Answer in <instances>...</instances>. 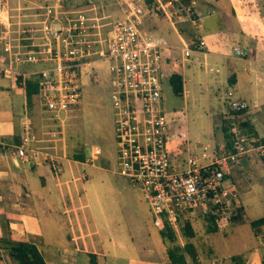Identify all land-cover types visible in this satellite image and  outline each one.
Listing matches in <instances>:
<instances>
[{
    "label": "crops",
    "instance_id": "0c3cea01",
    "mask_svg": "<svg viewBox=\"0 0 264 264\" xmlns=\"http://www.w3.org/2000/svg\"><path fill=\"white\" fill-rule=\"evenodd\" d=\"M20 2L24 4L20 9L24 8L27 15L23 19L28 20L34 17L38 6L41 5L40 2L46 3L45 0ZM188 3L194 21L184 18L179 19V22L175 20L177 24L166 19L177 39L170 41L164 35L166 32L161 31L160 36L175 46L170 52L173 59L178 62V68L172 73L180 75V95L184 97L189 94L192 101L204 100L207 122L205 128L194 129L188 134L184 108H177L180 111L178 117H175L173 109L167 110L173 117L169 128L168 147L179 153V157H183L180 150L185 151L187 147L193 148L196 152L203 145L226 147V138L221 130L222 119L226 122L229 119L228 126L234 121L242 131L256 138L264 146V25L260 22L252 26L249 18H254V15L248 16L242 9L241 12L247 19L241 16V20L232 0H189ZM20 9H17L18 12ZM114 14H117L115 10ZM148 15L143 17L140 23L142 25L144 22L141 28L144 31H148L146 28L149 29L153 25ZM11 17L9 9L6 8L2 12L1 21L7 22ZM198 23L201 24L202 30L197 33H194L192 28L185 29L183 26L190 24L192 27ZM198 40H203L202 47H196ZM183 42L191 48L188 57L180 54L178 46ZM234 46L240 47L241 52L236 53ZM36 67L35 64L20 66L24 71ZM186 69L189 70L188 75L185 73ZM2 77L0 237L33 240L46 264H89L88 252L94 253L99 264H192L189 261L169 263L163 258V253L155 252L149 245H135L130 233L123 232L115 236L109 231L108 235L101 234L105 229L109 230L107 227L110 218L106 213L107 210L112 211V205L104 210L100 204L90 207L88 202H82V196L86 197L89 189L102 183L101 179H95L93 173L84 168L89 166L100 169V163L105 158L98 145L92 144L91 147L88 145L91 136L93 138L100 136L99 127L97 133L90 135L86 126H82L87 114L95 117L91 110L92 103L95 102L88 101L87 107L84 104L80 107L77 126L79 130L71 131L68 135L66 129L69 123L66 119L72 117L71 112L64 120L63 127L58 128L57 123L49 118L48 112L43 111L41 107L35 109L33 106V101L37 102L36 94L27 100L26 80L35 76L27 74L24 86L4 75ZM166 77L162 82V96L164 84H167L170 90ZM91 78L97 82L96 76ZM220 87L223 88L220 96L223 99V106L216 102L215 106H211L210 102L212 98L217 97ZM11 88L15 92H11ZM183 88L187 90L185 95L182 94ZM14 93L22 95L20 113L15 112L13 108L12 97L16 98ZM228 98L244 100L247 107L236 112L229 107ZM96 123L98 124V121ZM24 124H27L29 133L34 137L26 144L27 149L32 148L36 151V157L31 160H24L13 152L15 146L27 136L23 129ZM81 127L84 129L83 132L80 130ZM51 131L55 132L54 136L49 135ZM84 134L89 137L82 139L81 136L84 137ZM112 135L111 140L115 143L114 131ZM45 154L57 163L59 167L57 171L52 170L48 163L49 159L44 158ZM113 163L116 167L114 171L119 174L116 147ZM225 177L236 186L239 212L232 216L226 228L215 227V230L205 231V234L219 232L215 244L208 243L207 246L204 244L205 249L207 247L205 254L192 242L196 249L197 264H264V223L254 227L250 224L251 220L264 215V154L254 150L243 154L237 164L229 165ZM109 178L110 175L107 176L108 180H105L110 183ZM260 210L262 212H259ZM132 222L134 228L141 229L137 217L132 219ZM208 240L207 237L206 242H209ZM210 247L213 250L212 254ZM215 248L219 255L214 252ZM233 256L239 257L237 263L232 260Z\"/></svg>",
    "mask_w": 264,
    "mask_h": 264
},
{
    "label": "built area",
    "instance_id": "2783aa9c",
    "mask_svg": "<svg viewBox=\"0 0 264 264\" xmlns=\"http://www.w3.org/2000/svg\"><path fill=\"white\" fill-rule=\"evenodd\" d=\"M107 1L117 14H96L98 5L93 3L67 8L61 0L46 2L38 6L33 18L18 20L10 32L9 21H1L8 0H0V74L21 86L27 74L35 76L38 104L62 128L80 100V67L91 60L107 61L117 172L138 185L155 213L153 223L159 225L163 217L176 226L190 211L200 209L211 216L216 228H226L238 208L236 186L225 177L229 165L252 150L264 154V146L233 121L227 127L229 147L203 145L197 152L187 147L183 157L168 147L173 117L161 105L162 82L178 68L170 52L175 46L140 28L148 14L170 22L194 21L190 4L181 0ZM203 45L198 40L196 47ZM178 48L188 57V44L183 42ZM233 49L241 52L238 46ZM29 64L37 67L20 68ZM186 93L183 88L182 94ZM227 102L235 111L247 107L244 100L228 98ZM172 111L180 116L179 110ZM23 129L27 136L13 152L31 160L36 151L26 144L34 137L27 124ZM44 158L49 159L47 154ZM48 163L52 170L59 169L52 158Z\"/></svg>",
    "mask_w": 264,
    "mask_h": 264
},
{
    "label": "rangeland",
    "instance_id": "374dc122",
    "mask_svg": "<svg viewBox=\"0 0 264 264\" xmlns=\"http://www.w3.org/2000/svg\"><path fill=\"white\" fill-rule=\"evenodd\" d=\"M20 1L21 0H8L7 3L9 13L12 16L9 19L10 32L14 28H16L17 20H22L23 18L27 17V15H25L26 13H24V8L23 10L20 9V7L24 6V4ZM45 1L48 2L47 0ZM232 1L235 3V9H237V13L241 20V16H244L247 19L246 15H254V18H249V22L252 24V26L260 22L264 25V0ZM43 2H40L39 4L42 5L44 4ZM63 2V4L67 8L81 7L83 5L85 6L88 3H93L95 5H98V8H96V14H109L110 16L114 15V9H112L113 6L107 0H63ZM17 9H20L19 12ZM241 9L245 12L246 15L241 12ZM148 16L153 21V25L149 29L146 28L148 31L158 33L159 35H161L160 31L162 33L166 32V34H164L165 37H167L170 41H176V35L172 27L169 26L166 18L152 14H149ZM176 21L179 22V20ZM176 21L174 22L178 24V22ZM142 26H144V22L142 23V25H140V28H143ZM183 26L185 27V29L186 27L188 29L192 28L194 33L200 32L202 30L201 24L199 23L192 27L190 26V24ZM185 73L188 75L189 70L186 69ZM92 76L97 77V82H94L92 80ZM0 78H3L2 75H0ZM79 82L80 102L77 105L76 109L72 111V117L70 119H66V121H68L69 123L68 128L66 130L67 133L69 132L68 135H70L71 131H78V113L80 111V107L83 104L87 107L89 102H95L92 103L93 105L91 106V110L93 113H95V117H90V115L87 114L86 117H84L83 119L82 126H86V129L89 131L90 135L91 133H97V129L99 127L101 133L100 136H98L97 138H93V136H91L88 140V145L89 147H91L92 144L98 145L102 150L101 154L104 155L105 158L103 159V162L100 163V169L91 168L89 166H85L84 168L85 170L91 172V174L93 173L95 179H101L102 183L99 181L100 185L98 187L89 189L87 196H82V202H88L90 207H96L97 204H100L102 206V209L104 210L106 209V207L110 208L109 205H112V211L107 210L106 213L110 218L107 227L109 230L107 231L105 229L102 232L100 231L101 234L108 235L110 232H112L116 236V234L121 235L123 232L127 234L130 233L133 237V242L135 243V245H149V247H151V249H153L155 252H160L161 254L163 253V258L166 257V246L175 244L181 246L185 241L189 240L196 244V247L200 250L201 253L205 254L207 252V247L205 249V245L207 246L208 243L215 244V242L217 241L216 239L219 237V232H211L209 234H205V231L208 230L207 228L209 225V222L205 216L206 213H202L200 209H195L194 211H190L188 213L187 218L189 219V223L193 230V237L185 235L182 228L183 220H180L178 225H170L172 231V238L169 240L167 236H162L159 234L158 225H155L153 223L155 213H153L149 209L147 203L144 201L141 190L138 185L128 182L124 179V177L115 172L116 167L113 161L115 157L116 146L115 143L112 141L114 115L110 99L111 86L108 62L105 60H91L87 63H84L80 67ZM10 90L11 92H15L12 88ZM222 92L223 88L220 87V91L217 92V97H215L214 99L212 98L210 102L211 106H215L217 103L220 106H223V99L220 97L222 95ZM163 94V100L161 103L163 109L171 110L177 108H184V118L186 121L185 124L187 126L188 134H190L191 131L194 129L205 128L207 122L205 112L207 111V108L206 102L204 100L192 101L189 94L184 97L180 94H174L169 90L167 84H164ZM14 95L16 96V98L12 97V100L14 102L13 108L15 112L20 113L22 95L16 93H14ZM33 102V106L35 107V109H39L40 106L38 105V103L36 101ZM96 121H98L99 126ZM80 130L82 131L84 129L81 127ZM84 135V137L81 136L82 139H87V137H89V135L87 134ZM180 154L184 156V149L180 150ZM62 175L63 173H61V176ZM108 175H110V183L107 182ZM86 210L87 208H85V212H87ZM259 212L262 211L260 210ZM79 214L81 218V210L79 211ZM248 214L249 216H251L250 213ZM135 217H137L138 221L141 223V229L139 227L134 228V223L132 222V219H134ZM134 234L136 236H134ZM207 237L209 239V242H206ZM216 246L218 247V245ZM210 250L212 254L213 250L211 247ZM215 250L216 251L214 252L219 255V251L216 248ZM0 264H14L13 260L9 257V255H7L5 250H2L1 248Z\"/></svg>",
    "mask_w": 264,
    "mask_h": 264
},
{
    "label": "trees",
    "instance_id": "16d2710c",
    "mask_svg": "<svg viewBox=\"0 0 264 264\" xmlns=\"http://www.w3.org/2000/svg\"><path fill=\"white\" fill-rule=\"evenodd\" d=\"M182 3H187L189 0H181ZM167 83L170 87V90L174 94H181V78L179 74L171 73L167 77ZM36 92V81L33 77L28 78L26 80L25 85V93L27 96V100H30V97L35 94ZM239 112V111H236ZM228 121L222 119L221 130L224 133L226 138V147H229V138L226 132L228 127ZM239 209L237 210L238 214ZM206 219L209 222L208 230H215V225H213L211 221V216L206 213ZM235 216V215H233ZM261 223H264V215L257 217L250 221V224L254 227ZM182 228L186 236H192L193 230L189 223V219L186 218L183 220ZM158 232L162 236H167L169 240L172 238V231L170 225L166 222V220L161 217L160 224L158 225ZM0 248L5 250L7 255L13 260L14 264H46L38 247L37 244L29 239V238H18L12 239L8 236L0 237ZM166 257L165 261L169 263H185L186 261L191 262L192 264H197V254L196 249L192 242L185 241L181 246L169 245L166 246ZM88 263L89 264H99L96 259L94 253L88 252ZM232 260L235 263L238 262L239 257L233 256Z\"/></svg>",
    "mask_w": 264,
    "mask_h": 264
}]
</instances>
